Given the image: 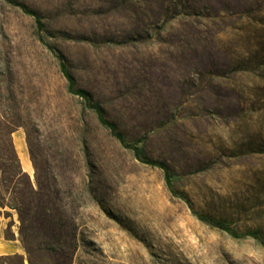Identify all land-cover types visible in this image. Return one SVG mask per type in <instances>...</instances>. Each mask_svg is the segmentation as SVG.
<instances>
[{"label": "rangeland", "instance_id": "1", "mask_svg": "<svg viewBox=\"0 0 264 264\" xmlns=\"http://www.w3.org/2000/svg\"><path fill=\"white\" fill-rule=\"evenodd\" d=\"M15 1L44 29L0 0V91L15 95L2 108L22 125L24 171L61 212L48 229L38 199L24 226L0 209L4 239L21 245L0 264H264V243L199 220L123 147L68 91L58 59L197 212L264 241V0Z\"/></svg>", "mask_w": 264, "mask_h": 264}, {"label": "trees", "instance_id": "2", "mask_svg": "<svg viewBox=\"0 0 264 264\" xmlns=\"http://www.w3.org/2000/svg\"><path fill=\"white\" fill-rule=\"evenodd\" d=\"M4 1L9 5L18 7L25 14L34 17L39 31H42L44 29L42 19L36 11L31 10L25 4L17 2L15 0ZM40 39L44 42L42 36ZM58 59L60 62L61 73L68 82V91L71 94L82 98L85 101L87 107L94 110L99 123L107 128L123 147L131 149L139 161L149 166L161 169L164 173L166 186L171 194L183 200L191 208V210L199 220L226 232L234 238L242 239L246 237H252L264 243V241L260 238L259 233L256 231L239 233L231 228L228 224L222 221L214 220L205 213L197 212L190 197L186 193L181 192L174 187L170 166L166 162L154 159L148 155L143 154L142 150L138 146H132L131 144H129L124 133L120 131L118 125L108 119L106 111L103 109V107L99 104L93 103L92 96L89 92L77 87L76 79L70 72L64 56L62 54H59ZM12 76V73L9 72V78H11V82L13 81ZM7 93L9 95V98H5L3 90L0 91V103L4 100V102L0 105V209L11 208L17 210L20 215L21 222L24 226L28 212L32 211L31 203L34 200L38 199L42 203L40 209H37V212L40 216L38 227L46 228L48 226L49 229V211H55L57 213L61 211L59 207L54 206V208H49V195L51 194L49 191V186H45L37 174L36 187L31 179V176L27 172H25L22 167L21 159L13 140V135L17 131L16 127H22V125H17L9 118V112L7 111L9 110L10 106L9 104H6V102L13 101L15 95L10 86L7 89ZM4 103L6 108L8 109L7 111L2 108V105H4ZM32 162L34 164L33 158ZM34 166L36 168L35 164ZM52 193L56 195V197L60 196V192L57 190L56 192L52 191ZM6 195H11L13 197L11 202L5 201ZM8 231L9 230H6L5 232L6 239L13 240V238L11 237L14 236L9 235ZM21 235H23L22 242L28 250L29 247L24 238V227L21 228ZM58 244H60V242H58Z\"/></svg>", "mask_w": 264, "mask_h": 264}, {"label": "crops", "instance_id": "3", "mask_svg": "<svg viewBox=\"0 0 264 264\" xmlns=\"http://www.w3.org/2000/svg\"><path fill=\"white\" fill-rule=\"evenodd\" d=\"M17 132V137L22 138V136ZM16 137V134H15ZM15 139V138H14ZM25 155V151H23V156ZM26 157V155H25ZM30 166H25V172L30 173ZM1 216V212H0ZM7 229V223L0 220V255L1 254H11V253H20L21 252V245L15 241H7L4 239L5 230Z\"/></svg>", "mask_w": 264, "mask_h": 264}, {"label": "bare ground", "instance_id": "4", "mask_svg": "<svg viewBox=\"0 0 264 264\" xmlns=\"http://www.w3.org/2000/svg\"><path fill=\"white\" fill-rule=\"evenodd\" d=\"M21 140H18L17 141V144H18V146H19V148H21V150L22 151H25L23 148H24V143H23V141H22V143L20 142Z\"/></svg>", "mask_w": 264, "mask_h": 264}]
</instances>
